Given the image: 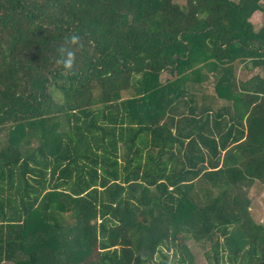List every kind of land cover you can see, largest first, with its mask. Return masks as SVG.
Returning <instances> with one entry per match:
<instances>
[{
	"label": "trees",
	"instance_id": "16d2710c",
	"mask_svg": "<svg viewBox=\"0 0 264 264\" xmlns=\"http://www.w3.org/2000/svg\"><path fill=\"white\" fill-rule=\"evenodd\" d=\"M256 12L0 0V264H195L189 241L264 264ZM251 61L263 75L238 80Z\"/></svg>",
	"mask_w": 264,
	"mask_h": 264
},
{
	"label": "rangeland",
	"instance_id": "374dc122",
	"mask_svg": "<svg viewBox=\"0 0 264 264\" xmlns=\"http://www.w3.org/2000/svg\"><path fill=\"white\" fill-rule=\"evenodd\" d=\"M250 22L254 25L256 31H260L264 28V14L262 12H256L250 19ZM254 62L251 61L248 64V68L250 70H244L242 68H239L237 71L238 80L245 81L248 79L253 78L257 74L263 75L262 68L254 67ZM244 70V71H243ZM228 105V102L224 99L219 100V106L223 107ZM250 198L252 200V213L255 216V218L259 221L264 223V187L260 186L258 183L254 184L252 188L250 189ZM188 245L190 246V249L193 252L194 255V261L195 264H215V259L213 256V251L210 248V245L206 243L203 245L202 243H197L195 241H189ZM208 251V255H206L204 252ZM170 255V254H169ZM171 260V258H170ZM171 262H169L170 264ZM224 260L220 259L219 264H223ZM3 264H10L9 262H4ZM231 264V263H227ZM238 264V263H234Z\"/></svg>",
	"mask_w": 264,
	"mask_h": 264
}]
</instances>
